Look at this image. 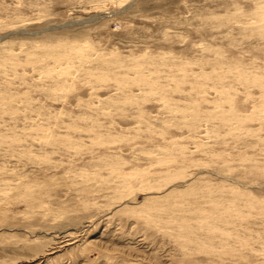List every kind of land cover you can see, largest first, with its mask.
I'll return each instance as SVG.
<instances>
[{
  "label": "rangeland",
  "instance_id": "1",
  "mask_svg": "<svg viewBox=\"0 0 264 264\" xmlns=\"http://www.w3.org/2000/svg\"><path fill=\"white\" fill-rule=\"evenodd\" d=\"M0 264H264V0H0Z\"/></svg>",
  "mask_w": 264,
  "mask_h": 264
}]
</instances>
